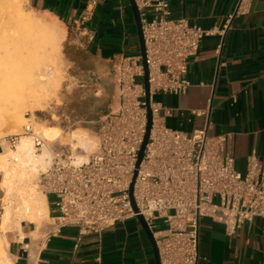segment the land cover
I'll use <instances>...</instances> for the list:
<instances>
[{
    "label": "built area",
    "instance_id": "obj_1",
    "mask_svg": "<svg viewBox=\"0 0 264 264\" xmlns=\"http://www.w3.org/2000/svg\"><path fill=\"white\" fill-rule=\"evenodd\" d=\"M136 2L146 45L153 119L143 158L138 165L148 125L145 68L141 55L121 53L117 58L118 105L99 120L98 151L76 161L71 148L60 145L41 174L39 188L46 196H55L57 206L45 239L74 227L80 240L143 215L157 242L161 264H198L203 218L222 223L228 235L237 233L245 222L264 218V163L251 153L246 172L238 171L226 150L229 137L210 134L209 119L192 132L166 125L154 95L188 92L191 81L183 75L203 39L216 29L173 17L171 0ZM97 3L91 0L89 10ZM251 5L252 0H238L233 16L247 14ZM21 135L31 136L37 149L44 145L30 124L24 134L10 135L5 141L16 147ZM133 182L137 210L131 197ZM158 222L167 227L156 229Z\"/></svg>",
    "mask_w": 264,
    "mask_h": 264
},
{
    "label": "crops",
    "instance_id": "obj_2",
    "mask_svg": "<svg viewBox=\"0 0 264 264\" xmlns=\"http://www.w3.org/2000/svg\"><path fill=\"white\" fill-rule=\"evenodd\" d=\"M90 1L28 0V4L64 23V48L72 63L77 59L72 53L81 48L100 62L115 61L121 53L141 55L130 1L98 0L93 11ZM237 3L171 0L173 17L187 18L216 33L203 39L190 60L183 75L191 81L188 92L157 93L154 99L171 128L192 132L209 119V133L229 137L226 150L236 169L245 173L249 154L256 153L264 163V0H252L247 14L233 16ZM199 111L204 114L198 115ZM55 200L47 196L49 218L56 213ZM46 219L23 220L18 233H7L11 264H155L152 244L137 218L80 240L74 227L46 239L34 238ZM199 254L198 264H264V218L245 222L234 235H228L222 223L203 218Z\"/></svg>",
    "mask_w": 264,
    "mask_h": 264
},
{
    "label": "rangeland",
    "instance_id": "obj_3",
    "mask_svg": "<svg viewBox=\"0 0 264 264\" xmlns=\"http://www.w3.org/2000/svg\"><path fill=\"white\" fill-rule=\"evenodd\" d=\"M24 5L27 14L31 13V15L36 17L42 23H45V25H50L54 27V30L56 29L55 31L57 33L62 34L64 32L63 31L64 28L66 30L64 23L59 21L57 18L46 15L40 11L31 8L28 4V0H24ZM8 10L11 9L9 7L8 8L2 7V4L0 3V50L4 48H5L4 50L11 48L14 49L16 48L15 45L17 46V48L18 45H22L21 46L22 48H28V46L29 47L31 46L32 49L31 52L33 55H35L33 57L36 58L37 57L36 53L44 52L45 50L43 49L45 47H41V48L39 47L42 39L38 35L37 37L35 34L33 35L32 33L34 32L26 25H23L20 21L18 22L16 16L12 15L14 14V12H12V10L9 12ZM7 11L10 13V15ZM10 17L11 18L15 17L18 23L15 22L14 18L12 20ZM20 23L23 26H26V28L20 25ZM16 25L18 26L20 25L19 29L17 28ZM27 28L29 31L27 30ZM20 33L22 35H19ZM29 34L31 35V37L29 36ZM34 36L36 38H34ZM32 39L34 40L32 41ZM66 39H67V30H66V38L64 39L62 43V48H60V50L51 52L47 56L43 54V55H38L36 59L33 58V64L34 66L36 65L35 66L36 73L40 71L42 72L45 71L43 69H45V67L48 66L49 64L56 65L58 68H60L62 72V73L61 72L55 73L56 70L55 69L52 70L53 69L52 68L51 70L48 71L49 74L47 75V81H45V83H43L40 86V88L42 89L41 92L43 95V100L44 97L46 96V101H45L47 104L46 107L44 109L31 110L32 107L30 106V104L23 103L21 106H23L24 108L22 109L25 110L24 111L25 123L23 124V126H21L22 128L12 123L10 119L11 118L10 111L9 109H6L8 107H6L4 104L2 105V107H0V120L4 121V122H0V143L2 145V146L0 145V155L6 153L8 149L16 148L9 146L6 143L5 139L13 134H24L25 126L28 124H30L33 127V129L40 134L42 138H43L41 132L42 126L43 127L58 126L57 128L61 130V136L58 139L53 141L44 140V143L46 142L49 148H51L52 157L60 145L62 146L67 145L69 136L71 132L74 130L87 132V134L92 138V140H94L97 143V145L93 150L87 153H82L83 156L85 155L89 157L91 154L98 151L99 120L103 115H105L109 111L115 110L118 105V100H119V86L117 80L118 62L117 60L111 62H103V61L100 62L95 58L91 59V57L87 55L85 48L83 49L81 48L72 53L77 58L76 62L72 63V61L66 55V50L64 48ZM71 39L72 38L70 37L69 40ZM42 44L44 43L41 42V45ZM60 54L61 56L59 57L58 55ZM58 60L60 61L61 66ZM57 70L59 71V69ZM89 70H91V72H89ZM52 73H54L53 75L55 76H53ZM58 73L59 75L61 74L62 76L61 75L58 76ZM22 76L23 77H21V81L24 91H26L25 88H29L33 90L34 85H35L34 87H36L35 89L39 88V86H37L36 83H34L36 81L33 78H29L31 77L29 73H24V75ZM56 79L57 82L60 81L61 83L55 82ZM56 85H58L59 87ZM5 87L6 86L2 87V89L4 88V91H1L0 89V94H3L2 96L0 95V97L4 101H6L5 104L10 106L9 102H12L10 99L15 100V98L12 97L13 94L10 93V91L4 94L5 91L9 90V89L5 90ZM28 90L26 91L27 93ZM1 98H0L1 100L0 102H3ZM24 105H28V107ZM27 136L29 137V135ZM30 138L32 137L30 136ZM42 151H43L42 147L40 149H37L38 154H40ZM74 156L76 157V155ZM45 169L39 171L38 175L34 176L32 179L34 186L37 187L39 192H42L41 189L39 188V180L42 172L45 171ZM0 179H1V169H0ZM14 194H16V192H14ZM4 197H5V191L4 188L1 187L0 185V212L2 210V204H3L2 198L4 199ZM14 197L16 198L17 196ZM15 203L16 205L18 204V202L16 201ZM50 223H51V219L48 217L41 224L42 226L38 229L37 233L33 235V237L36 239L45 237V234L49 228ZM158 223L159 225L156 227V229H163L167 227V224L163 222H158ZM33 226H35L36 228L35 224H33ZM18 232L19 231L17 229H13L11 232L8 233V236L10 234L13 235Z\"/></svg>",
    "mask_w": 264,
    "mask_h": 264
},
{
    "label": "bare ground",
    "instance_id": "obj_4",
    "mask_svg": "<svg viewBox=\"0 0 264 264\" xmlns=\"http://www.w3.org/2000/svg\"><path fill=\"white\" fill-rule=\"evenodd\" d=\"M0 3L2 4V7H9L12 12H14V14L12 15L16 16L18 22L20 21L23 25L29 27L34 32L32 33L33 35L35 34L36 37L38 35L42 39L41 42H43L44 44L41 45L40 42L39 47H45L43 48L45 50L44 52L36 53L37 57L38 55L43 54L47 56L51 52L60 50V48H62V43L66 38V30L64 27V32L62 34H59L55 31L56 29L54 30V27L45 25V23H42L36 17L31 15V13L27 14V11H25L24 0H0ZM11 10L8 11L10 12ZM13 18L15 22L18 23L16 18ZM13 18L11 19L13 20ZM21 23L20 25H22ZM16 26L19 29V26ZM26 26L23 27L26 28ZM30 34L29 36L31 37ZM19 35L22 34L20 33ZM36 37L34 36V38ZM33 40L34 39H32V41ZM21 46L22 45H18L17 48V46L15 45L16 48L7 50H4L5 48L2 47L4 48L2 49L3 51L0 50V89L1 91H4V88L2 89V87H8H5V90H9L5 91L4 94L10 91V93L13 94L12 97L15 98V100L10 99L12 102H9L10 100L8 101L10 103V106H8L7 104H5L6 101H4L0 97L3 100V102H0V107H2L3 104L8 107L6 109H9L10 111V119L12 123H14L18 127L23 126V124L25 123V110L22 109L24 107L21 105L23 103H28L32 107L31 110L44 109L47 105L45 102L46 96L43 100V95L41 92L42 89L40 88V86L45 83V81H47L49 70L53 68L52 70H56L55 73L61 72L60 68H58L56 65L47 64L48 66L43 69L45 71L36 73V65L34 66L33 64V58H35L33 56L35 55H33L31 52V46H28V48H22ZM58 56L60 57L61 54ZM57 69H59V71ZM24 73H29L31 75V77L29 78H33L36 81L34 83H36L39 88L35 89L36 87H34V85L33 90L25 88L26 91L29 89L28 93L24 91L21 81V77H23L22 75H24ZM59 73L58 76L61 75H59ZM53 74L54 73H52V75ZM55 82H57V79ZM0 95L2 96L3 94ZM24 106L28 107V105ZM0 122L4 121L0 120ZM57 127L42 126L41 132L44 140L53 141L58 139L61 136V130ZM67 145L71 148L73 155H76V161H83L87 160L88 157L85 155L83 156L82 153H87L93 150L97 143L92 140L87 132L74 130L69 136ZM42 150L43 151L38 154L33 139L30 138V136L28 137L27 135H22L15 149H8L6 153L0 155V185L4 188L5 191V197L4 199L2 198V210L0 212V264H11V260L9 258L10 254L7 250V247L9 245V241L7 239L8 232L12 231L13 229H19L23 220L39 222L40 220L49 217L47 196L46 194H42V192H39L37 187L34 186L32 182L33 177L38 175L39 171L45 169L53 158L51 148H49L46 142L44 143ZM14 192H16V194H14ZM14 196L17 197L15 198ZM15 201L18 202L17 205Z\"/></svg>",
    "mask_w": 264,
    "mask_h": 264
},
{
    "label": "water",
    "instance_id": "obj_5",
    "mask_svg": "<svg viewBox=\"0 0 264 264\" xmlns=\"http://www.w3.org/2000/svg\"><path fill=\"white\" fill-rule=\"evenodd\" d=\"M129 1L131 4L133 13H134V19L136 22L137 32H138V37H139L140 53H141V57H142V63H143V66L145 68V75H144L143 81H144L146 92H147L146 101H147V105H148L147 132H146L145 140H144V143L142 145V148H141V151L139 154V161H138V165H139V163L141 162V160L143 158L146 144L148 143V140H149L153 119H152V111L150 108L149 70H148V65H147V60H146V45H145V39H144V34H143V25H142V20H141V13L139 11V7L137 5L136 0H129ZM133 186H134V182L132 183V187H131V197H132V202H133L134 208H135V210H137V206H136V203H135V200L133 197ZM137 218H138L139 222L141 223L143 229L147 233V236H148V238L152 244L154 256H155V264H161L159 249H158L157 242L155 240V237L153 235L152 230L150 229V227H149V225H148V223L145 220L143 215H138Z\"/></svg>",
    "mask_w": 264,
    "mask_h": 264
}]
</instances>
